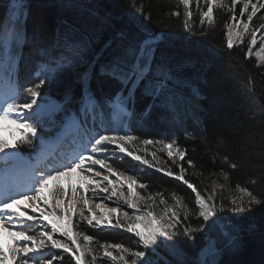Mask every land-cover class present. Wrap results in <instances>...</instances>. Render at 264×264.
Segmentation results:
<instances>
[{
	"label": "trees",
	"instance_id": "16d2710c",
	"mask_svg": "<svg viewBox=\"0 0 264 264\" xmlns=\"http://www.w3.org/2000/svg\"><path fill=\"white\" fill-rule=\"evenodd\" d=\"M8 2L0 0V24L7 21ZM27 2V42L20 49L21 65L26 68L35 59L56 56L58 48L79 55L80 60L62 70L53 85V95L74 109L81 103V77L91 65H96L98 71L99 63L111 59L127 43L138 42L144 33H155L158 37L167 34L162 47L176 72L175 85L158 99L138 92L131 109L129 127L132 135L140 137L141 141H177L188 150L186 160L192 159L195 167H190L186 160L173 163V158L167 157L166 151L156 145L149 150L137 141L130 150L137 154L146 153L147 159L156 152L157 168L170 167L177 171V164L183 163L187 169L186 179L196 184L198 189L207 188L210 192L213 181L225 184L226 190L221 193L225 210L219 213V219L214 218L215 223L209 222L210 227H206L204 232L196 233L194 241L183 236L173 238L168 244L175 243L177 248L161 246L152 258L159 264H164V261L169 264H201L202 253L210 239L222 243L229 233L235 232L239 238L238 247L223 252L217 260L219 264H264V204L254 205L252 211L244 213L232 212L230 204V198L234 196H243L245 201L248 199L236 185L249 187L264 199V59H261L264 53H261L259 44L252 46L251 57L246 55L250 41L248 34L244 36V43L237 42L232 49L227 48L226 22L230 14L214 9V27L202 29L195 15V4L191 6L194 11L193 32H186L182 27L183 15H170L173 10L183 13L182 5L177 8L178 0H137V4H143L151 14V19L143 22L134 11L132 0ZM242 8L243 0H238L235 6L237 15ZM106 19L109 22L106 23ZM241 19L245 20V16ZM257 22L256 26L264 22V9L260 11ZM65 36L83 41V44L68 48ZM45 47L49 50L47 56L42 51ZM249 87L251 92L247 91ZM113 118L116 125L122 126V113L116 112L114 117L113 113L106 114L101 120L106 125ZM225 156L227 163L222 161ZM111 160L112 165L117 164L119 169L136 175L139 183L147 185L146 190L140 189L142 195L162 193L168 206H172L171 194L174 192L192 211L187 223L193 228L203 223L202 218L196 215L194 194L181 182L156 168L132 160L126 154H118ZM231 163L238 167L231 169ZM221 169L229 173L227 182L222 178ZM252 180L256 183L252 184ZM219 201L218 197V204ZM163 208L157 198L152 209L158 211ZM58 215L62 213L58 212ZM77 218L72 216L73 232L92 235L95 238L93 248L97 243L108 242L143 250L133 233L112 227H91ZM79 242L84 243L82 238ZM118 252L116 250L115 253ZM52 253L58 258L53 264H76L69 253L56 249ZM45 256L50 258L48 253ZM90 262V255H86L85 264ZM96 264L120 262L98 257Z\"/></svg>",
	"mask_w": 264,
	"mask_h": 264
},
{
	"label": "snow or ice",
	"instance_id": "6c2138e0",
	"mask_svg": "<svg viewBox=\"0 0 264 264\" xmlns=\"http://www.w3.org/2000/svg\"><path fill=\"white\" fill-rule=\"evenodd\" d=\"M237 3L238 0H230V3L229 0H178L177 8L182 5L183 13L173 10L170 15L176 17L183 15L182 27L186 32L192 33L193 4L202 29L214 27V9L227 11L230 14L229 21L226 22L227 48L232 49L237 42L244 43V36L248 34L250 41L246 55L251 57L252 46L257 45V33L264 35V22L252 26L254 17L264 9V2L256 0L253 3V0H244L239 15L235 11ZM10 6L12 12L7 20L12 23L0 24V57H3L10 66H15L16 57L23 44L27 42L25 22L28 12L25 0H10ZM132 6L139 14L141 22L144 19H151L150 12L145 10L143 4H137V0H132ZM245 14H247L246 20L241 19ZM105 22L109 20L106 19ZM121 35L125 33L121 32ZM166 38V33L163 37H158L155 33H144L138 42L127 43L111 59L99 63L98 71L96 65H91L90 70L82 75L81 103L76 112L77 127L82 135V143L78 149L63 157L55 167L34 170L31 177L23 184H6L0 187V264H53V261L58 259L52 253L53 249L71 254L76 264H85L86 255L91 257L90 264H96L98 257L118 261L120 264H159L152 258L157 255L158 248L161 246L177 248L175 243L169 245L168 241L181 236L194 241L196 233L204 232L206 227H210V221L215 223V219H219V213L225 210L221 195L222 191L226 190L225 184L213 181L210 192L207 188L198 189L196 184L186 179L187 169L183 163L177 164V171H173L170 167L157 168L156 152H152L151 159H147L146 153L137 154L134 150H130L137 141L145 146L159 144L162 146L161 150L166 151L167 157L173 158V163L183 162L186 160L188 150L182 148L177 141L152 139L141 141L140 137L135 135H121L119 131L105 127L103 120L99 125L95 123L97 115L104 116L116 112L128 115L138 92L152 96L154 99L170 92V88L175 85L177 75L162 47ZM64 39L68 48L83 44V41L74 40L70 36H65ZM42 51L45 56L49 54L47 47ZM260 51L264 53V40ZM261 59H264V56ZM67 60V57L64 61L53 58L47 62L38 74L39 82L25 88L23 93L15 88L5 93L0 100V124L8 122L22 131L16 143H10L0 136V153L10 156L13 155L11 150L18 149L21 145L34 146V141L40 135L39 129H42L41 123L32 120L34 106L40 107L39 98L43 95L41 89L55 81ZM40 75L46 78H39ZM248 83L252 84L251 79ZM247 91L251 92V87ZM21 96L24 99L23 103L20 102ZM109 153L126 154L132 160L156 168L159 172L181 182L194 194L196 215L202 218L203 223L195 228L187 223L192 211L184 203L183 198L174 192L171 194L174 200L172 206H168L162 193H149L146 198L140 196L137 187L146 190L147 185L139 183L133 176L118 173L109 162ZM215 159L214 156L213 160ZM222 161L227 163L228 158L225 156ZM186 163L190 167H195L190 158ZM97 166L106 169L107 174L103 171H95ZM229 167L236 169L238 165L231 163ZM221 173L222 178L227 182L229 173L224 172L223 169ZM114 174L119 177L118 180L112 179ZM65 180L66 184L63 182ZM251 183L255 184L256 181L252 180ZM125 186H127L126 191ZM235 187L240 193L246 194L248 199L245 201L243 196L231 197L232 212H250L254 205L264 204V199L254 194L249 187L240 185ZM89 192L93 198L100 199V203L95 204L97 209L103 210L104 199L113 201V198L118 196L119 200L133 211L130 214L113 207L108 209V212L118 214L115 222L110 217L97 218L96 212L91 207L94 200L90 201ZM101 193L105 195L101 197ZM49 195L52 198L51 202ZM59 197H68L67 204L65 205V201ZM157 198L164 208L159 213L149 211L148 208H153ZM142 204L147 205V208L142 207ZM85 207L88 214L84 211ZM58 212L62 215H58ZM73 213H77L79 219L91 227L110 226L133 233L143 250L131 249L123 243L108 242L97 243L93 248L95 238L92 235L73 232ZM120 216L124 219H120ZM140 223L144 224L143 229L140 228ZM58 236L61 238H57ZM6 237L11 239L7 240ZM81 238L83 244L79 242ZM238 239V235L231 232L222 243H212L210 245L212 259L202 260L201 264H219L216 257L238 247ZM116 250L119 252L114 255ZM45 253H48L50 258L45 256ZM164 264L169 262L164 261Z\"/></svg>",
	"mask_w": 264,
	"mask_h": 264
},
{
	"label": "rangeland",
	"instance_id": "374dc122",
	"mask_svg": "<svg viewBox=\"0 0 264 264\" xmlns=\"http://www.w3.org/2000/svg\"><path fill=\"white\" fill-rule=\"evenodd\" d=\"M243 2H244V0H243ZM256 2V0H253V3H255ZM261 2H264V0H261ZM25 3H26V0H25ZM261 10H263V9H261ZM260 10V11H261ZM260 11L257 13V16L256 17H254V19H253V24H252V26H256V24H257V20H258V17H259V15L258 14H260ZM27 12H28V10H27ZM246 15L247 14H245V20H246ZM262 40H264V35H262V33H260V32H258L257 33V43L259 44V47H262ZM65 57H67L68 58V60H67V62H65L64 63V67H63V69L62 70H64L65 68H67V67H70V66H72V64L73 63H75L76 62V60H77V56L75 55V54H73V53H70V52H66V51H61L60 52V54L57 56V57H55V58H57L59 61H64V58ZM49 61H51V59H48V60H46V61H41V62H39L38 64H37V71H36V73L35 74H40L41 73V69L45 66V64L47 63V62H49ZM61 70V71H62ZM40 78H46V77H44L43 75H40L39 76ZM59 77V76H58ZM58 77L55 79V81L52 83V84H50V85H45L42 89H41V91H42V93H43V95L39 98V101H41V100H45V99H53L51 96L53 95V92H54V90H55V87H53V85L56 83V80L58 79ZM2 98H3V93L2 92H0V100H2ZM39 111V109L38 108H36L35 106H34V112H33V115H32V120L33 121H35L36 119H37V112ZM74 123L75 124H77V122L74 120ZM73 127L74 128H76V126L73 124ZM8 130H10V131H12V135H11V138H18V137H20L21 136V131L22 130H17L16 129V126L15 125H10L8 122H6V124H0V136H3L7 141H10V136H9V132H6V131H8ZM121 135H123V134H121ZM48 146H52V144H50L49 143V145ZM156 147L157 148H159V149H162V146L161 145H159V144H157L156 145ZM146 148L147 149H149V150H151V147H150V145L149 146H146ZM50 150V149H49ZM144 150V149H143ZM12 153H13V155H10V156H5L3 153H0V170L1 169H9V168H11L12 166H14L15 165V167H14V169H17V171L18 170H20V169H18L19 167H23V168H32V167H34L38 162H40V159H42L41 157H42V152L40 151L36 156H35V160H33V159H30V158H28V157H25V156H22L21 154H18V153H16L15 151H11ZM115 156V155H114ZM113 156V157H114ZM112 157V158H113ZM20 158H25L24 159V161L25 162H27L28 163V165L27 166H19V165H17V161L20 159ZM109 162L110 163H113V161L110 159L109 160ZM116 170H117V172L118 173H123L124 175H126V176H133V177H135L136 179H137V176L136 175H134V174H131V173H129L128 171H126V170H122V169H119V167H118V165L117 164H115V165H112ZM22 170H20V171H18V173H20ZM95 171H103V173L104 174H107V171H106V169H101L99 166H97L96 168H95ZM18 173H15V176H18ZM112 179L115 181V180H118L119 179V177L117 176V175H113L112 176ZM138 180V179H137ZM65 184L67 183V181L65 180V181H63ZM77 182H78V179H77ZM139 182V181H138ZM126 187L127 186H125V191H126ZM139 193H140V196H142V197H147V196H144V195H142L141 194V192H140V188L139 187H137V189H136ZM126 194H127V192H126ZM88 195H89V199H90V201H93L94 200V202L93 203H91V207L93 208V210L96 212V214H97V218H99V217H101V216H104L105 218H112L113 219V221L115 222V219H116V216L118 215V214H109V212H108V209H110V208H113V207H118V208H120L121 209V211H127V212H129L130 214L132 213V209H130L129 207H127L126 205H124V203L122 202V201H120L119 200V197L117 196V197H114L113 198V201H108L107 199H104V203H103V206H102V209L103 210H101V209H97V208H95V204H97V203H100V199L99 198H93L92 196H91V194H90V192L88 193ZM105 194H103V193H101V197H103ZM50 196V198H51V195H49ZM60 199H63L64 201H65V205L67 204V200H68V197H59ZM50 200H52V198L50 199ZM149 203H151V201H149ZM41 206H43V205H41ZM142 207H145V208H147V205H143L142 204ZM148 210L149 211H155V210H153L152 208H148ZM162 209H159L158 211H155L156 213H159L160 211H161ZM84 211H85V213L86 214H88L87 213V207H85L84 208ZM31 214V213H30ZM139 214V213H138ZM73 215H76L78 218V220L79 221H81L80 219H79V216H78V214L77 213H73ZM72 215V216H73ZM120 219H124V217L123 216H120ZM94 223H95V221H94ZM211 224H213L212 222H210ZM225 224H227V222L226 223H223V225L222 226H225ZM100 227H110V226H100ZM140 228L141 229H143L144 228V224L143 223H140ZM57 238H61V237H57ZM6 239L7 240H10L11 238L10 237H6ZM66 239V238H65ZM212 243H216V241L214 240H212V239H210L209 241H208V245L206 246V248H205V250L203 251V253H202V259L203 260H205V259H207V260H211L212 259V248H211V244ZM114 255H117V253H115L114 252ZM219 257L220 256H218V257H216V260H218L219 259Z\"/></svg>",
	"mask_w": 264,
	"mask_h": 264
},
{
	"label": "bare ground",
	"instance_id": "6f19581e",
	"mask_svg": "<svg viewBox=\"0 0 264 264\" xmlns=\"http://www.w3.org/2000/svg\"><path fill=\"white\" fill-rule=\"evenodd\" d=\"M258 15H259V14H258ZM257 23H258V22H257ZM257 46H258V44H257ZM7 132H9V134L12 135V131L8 130ZM50 144H52V143H50ZM48 147H49L50 150L53 149L52 146H48ZM16 170H17V169H16ZM18 171H20V170H18ZM11 172H13V170H10V171H8V172H1V173H0V187H3L4 185L7 184V182H6L7 174H9V173H11ZM37 174H38V172H37ZM31 175H32L31 171L25 173V177H26V180H25V181H27V180L31 177ZM25 181H24V182H25Z\"/></svg>",
	"mask_w": 264,
	"mask_h": 264
}]
</instances>
